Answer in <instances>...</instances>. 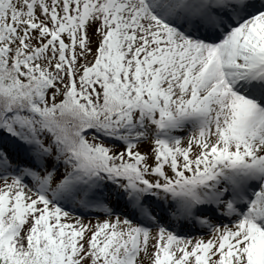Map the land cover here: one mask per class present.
<instances>
[{
	"label": "snow or ice",
	"instance_id": "snow-or-ice-1",
	"mask_svg": "<svg viewBox=\"0 0 264 264\" xmlns=\"http://www.w3.org/2000/svg\"><path fill=\"white\" fill-rule=\"evenodd\" d=\"M0 264H264V0H0Z\"/></svg>",
	"mask_w": 264,
	"mask_h": 264
},
{
	"label": "rangeland",
	"instance_id": "rangeland-1",
	"mask_svg": "<svg viewBox=\"0 0 264 264\" xmlns=\"http://www.w3.org/2000/svg\"><path fill=\"white\" fill-rule=\"evenodd\" d=\"M187 135V134H186ZM147 145H142L141 146V151L143 152V151H145L146 149H147ZM86 222H87V219H86ZM95 222V220L93 219V223Z\"/></svg>",
	"mask_w": 264,
	"mask_h": 264
}]
</instances>
